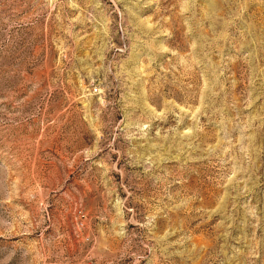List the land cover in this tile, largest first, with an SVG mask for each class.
Returning a JSON list of instances; mask_svg holds the SVG:
<instances>
[{
    "label": "rangeland",
    "instance_id": "obj_1",
    "mask_svg": "<svg viewBox=\"0 0 264 264\" xmlns=\"http://www.w3.org/2000/svg\"><path fill=\"white\" fill-rule=\"evenodd\" d=\"M0 264H264V0H0Z\"/></svg>",
    "mask_w": 264,
    "mask_h": 264
}]
</instances>
